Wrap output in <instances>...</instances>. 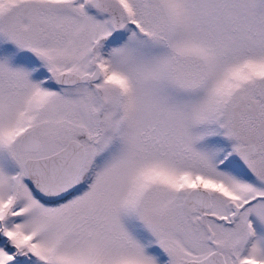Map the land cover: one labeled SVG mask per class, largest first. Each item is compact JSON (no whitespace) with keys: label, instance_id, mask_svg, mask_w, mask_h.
I'll list each match as a JSON object with an SVG mask.
<instances>
[{"label":"snow or ice","instance_id":"1","mask_svg":"<svg viewBox=\"0 0 264 264\" xmlns=\"http://www.w3.org/2000/svg\"><path fill=\"white\" fill-rule=\"evenodd\" d=\"M0 264H264V0H0Z\"/></svg>","mask_w":264,"mask_h":264}]
</instances>
